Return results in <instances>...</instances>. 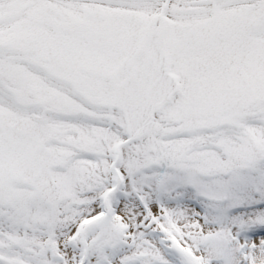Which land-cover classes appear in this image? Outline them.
I'll return each instance as SVG.
<instances>
[{"label": "snow or ice", "instance_id": "obj_1", "mask_svg": "<svg viewBox=\"0 0 264 264\" xmlns=\"http://www.w3.org/2000/svg\"><path fill=\"white\" fill-rule=\"evenodd\" d=\"M0 264H264V0H0Z\"/></svg>", "mask_w": 264, "mask_h": 264}]
</instances>
